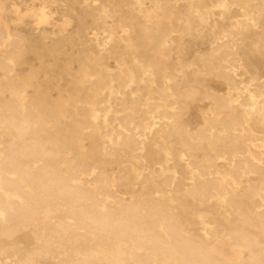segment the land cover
Listing matches in <instances>:
<instances>
[{
	"label": "bare ground",
	"instance_id": "6f19581e",
	"mask_svg": "<svg viewBox=\"0 0 264 264\" xmlns=\"http://www.w3.org/2000/svg\"><path fill=\"white\" fill-rule=\"evenodd\" d=\"M20 3L0 0V264H264V0Z\"/></svg>",
	"mask_w": 264,
	"mask_h": 264
},
{
	"label": "rangeland",
	"instance_id": "374dc122",
	"mask_svg": "<svg viewBox=\"0 0 264 264\" xmlns=\"http://www.w3.org/2000/svg\"><path fill=\"white\" fill-rule=\"evenodd\" d=\"M13 1H15V0H13ZM16 1L21 2L20 4H22L21 6L23 9L27 8V6L31 5V4H35V5L39 6L42 3L50 5L53 2H55V0H16ZM58 3H59V1H58ZM52 10H53V13L51 14V17H52V21H54V26H50L52 28L48 29V33L50 34V36H56L59 34V27L62 25L64 19L66 17L67 18L68 17L71 18V17L68 13L63 12V10L60 8H56V7L53 8L52 7ZM24 25H25V27L28 26L32 30V33L30 31L28 32L30 38H37L39 36V33L37 32L36 24L34 22H32L31 19H27L25 21ZM68 29L72 33L79 30V25H78L77 19L72 18V23L68 27ZM194 57H195V53H188L186 59H187V61H193ZM211 85L218 91L223 90V86L217 82H212ZM203 108H205V107H203ZM187 118L193 127H199L202 124V119H201L200 113L195 107H192ZM180 171L183 172L182 169H180Z\"/></svg>",
	"mask_w": 264,
	"mask_h": 264
}]
</instances>
